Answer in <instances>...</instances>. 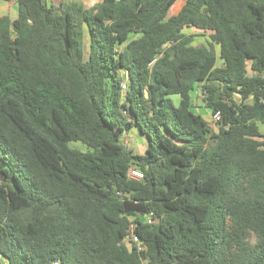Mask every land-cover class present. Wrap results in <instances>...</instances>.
<instances>
[{"label": "trees", "instance_id": "16d2710c", "mask_svg": "<svg viewBox=\"0 0 264 264\" xmlns=\"http://www.w3.org/2000/svg\"><path fill=\"white\" fill-rule=\"evenodd\" d=\"M3 1L0 259L264 264V0Z\"/></svg>", "mask_w": 264, "mask_h": 264}, {"label": "rangeland", "instance_id": "374dc122", "mask_svg": "<svg viewBox=\"0 0 264 264\" xmlns=\"http://www.w3.org/2000/svg\"><path fill=\"white\" fill-rule=\"evenodd\" d=\"M70 1L71 0H53V3L56 5H59L61 2L68 3ZM86 1L88 2L90 0H86ZM101 1L102 0H92V4L93 3H99ZM183 2H184V0H178V2L176 3V5L174 7V11L171 14L178 12V9H180L181 4ZM88 5H89V3H88ZM190 34L194 36V44L195 45L200 46V45H206L207 44L208 36L207 37L201 36L200 33L196 32V31H191ZM217 50H218V48H217ZM194 106H195V110L198 112H201L202 113L201 115H203L205 118L210 120V123H211V114L206 112V108L204 107L203 100L198 95L196 97H194ZM211 125L214 128V130L218 129L217 125H213V124H211ZM125 144L129 147H132L139 154H144L146 151V148L148 146L147 139L144 136H142L140 133H138L137 131H134L133 133H130L129 135H127V137L125 139ZM73 146L81 147L83 149L82 146H79L77 144H73ZM131 175H132V177H135L137 179L139 178L138 173H136L135 171H133L131 173ZM0 262L5 264V262L2 259H0Z\"/></svg>", "mask_w": 264, "mask_h": 264}, {"label": "crops", "instance_id": "0c3cea01", "mask_svg": "<svg viewBox=\"0 0 264 264\" xmlns=\"http://www.w3.org/2000/svg\"><path fill=\"white\" fill-rule=\"evenodd\" d=\"M71 1H75V0H71ZM76 2L84 4L87 8H91L97 4V3L92 4V0H90L88 2L86 0H76ZM88 3H89V5H88ZM0 15H9L13 20H15L18 16L16 3L13 1L12 2H6L3 0H0ZM196 112L199 114H202L201 112H198V111H196ZM206 112L209 113L207 110H206ZM134 131H137V130H134ZM134 131H132L131 133H133Z\"/></svg>", "mask_w": 264, "mask_h": 264}, {"label": "built area", "instance_id": "2783aa9c", "mask_svg": "<svg viewBox=\"0 0 264 264\" xmlns=\"http://www.w3.org/2000/svg\"><path fill=\"white\" fill-rule=\"evenodd\" d=\"M122 88H123L124 90H126V88H127V83H126V82H123V83H122ZM221 119H222L221 113H220V112H217V113H215L214 115H211V124L219 126V123L221 122ZM211 126H212V125H211ZM133 171H135L136 173H138L139 178H141L142 175H141V173L138 172L137 170H131V172H130V176H131V177H132L131 173H132ZM132 178H135V177H132ZM136 179H137V178H136ZM149 222L152 223V220L150 221V218H149ZM132 236H133L134 239L137 241V238L134 236L133 233H132Z\"/></svg>", "mask_w": 264, "mask_h": 264}, {"label": "water", "instance_id": "95a60500", "mask_svg": "<svg viewBox=\"0 0 264 264\" xmlns=\"http://www.w3.org/2000/svg\"><path fill=\"white\" fill-rule=\"evenodd\" d=\"M60 207H61L60 202L53 203L45 209V214L48 216L55 215L57 211L60 209Z\"/></svg>", "mask_w": 264, "mask_h": 264}]
</instances>
